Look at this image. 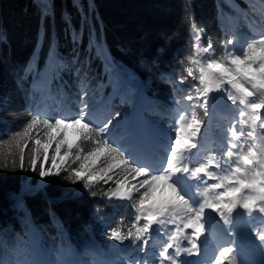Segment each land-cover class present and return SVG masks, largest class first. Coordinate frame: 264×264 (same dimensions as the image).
Segmentation results:
<instances>
[{"label":"trees","instance_id":"trees-1","mask_svg":"<svg viewBox=\"0 0 264 264\" xmlns=\"http://www.w3.org/2000/svg\"><path fill=\"white\" fill-rule=\"evenodd\" d=\"M245 1L0 0V141L23 129L43 94L61 85L70 92L81 75L96 93L105 88L116 98L124 89L132 105L143 91L164 109L172 99L184 102L195 83L179 82L195 52L190 22L221 49L218 7L236 12ZM27 169L0 176V239L25 237L23 228L34 226L46 244L56 249L68 238L86 255L112 230L127 232L131 207L108 200L114 185L73 182V167L45 178Z\"/></svg>","mask_w":264,"mask_h":264},{"label":"snow or ice","instance_id":"snow-or-ice-1","mask_svg":"<svg viewBox=\"0 0 264 264\" xmlns=\"http://www.w3.org/2000/svg\"><path fill=\"white\" fill-rule=\"evenodd\" d=\"M44 7L45 11H51L47 5ZM190 27L199 40L203 30L194 20ZM0 39L6 36L0 35ZM234 44L235 40L229 39L220 54H216L210 39L206 45H194V56L183 68L186 75L179 82L184 83L190 77L196 83L185 90L188 108L176 118L175 135L159 167L144 164L128 153L113 134L112 117L103 122L94 119L84 101L86 92L81 93V103L70 115L49 116L28 110L30 119L24 121L22 131L12 136L19 148L18 160L13 157L9 162L0 158V167L26 170L25 149L34 139L35 148L27 169L32 172L38 171L41 155L44 162L50 159L49 150L55 145L51 166L45 168L41 164L38 171L41 178L59 176L71 166L69 161L72 164L79 161L72 171L73 182L83 181L85 187L112 181L117 169L130 173L131 180L127 177L115 180L109 199L131 202L130 206L135 208V230L124 232L116 228L110 233L111 239L119 243L131 240L133 245L139 242L141 252H145L154 226L157 234H164L162 225L171 223L174 227L167 230L171 235L152 264H182L179 260L182 254L199 255V242L208 234L205 221L209 211L229 229L237 209L249 219L254 212L264 218V36L240 49L227 47ZM221 92L231 105L239 106L237 119L227 130L226 158L221 157L225 164L235 166L223 176L216 171L221 168L219 161L193 163L205 124L201 113L203 117L210 115L217 99L213 94ZM241 122L246 127L237 129L236 124ZM38 127L45 130V138H33L32 132ZM83 142H95L96 147L85 154ZM185 180L196 181L191 183V192L179 187V182ZM209 180L215 182L209 184ZM253 235L264 243V226L254 228ZM233 253L231 245L223 246L213 264H235Z\"/></svg>","mask_w":264,"mask_h":264},{"label":"rangeland","instance_id":"rangeland-1","mask_svg":"<svg viewBox=\"0 0 264 264\" xmlns=\"http://www.w3.org/2000/svg\"><path fill=\"white\" fill-rule=\"evenodd\" d=\"M261 1V0H259ZM250 9H256L259 13L262 14V7L257 5L255 1L248 0ZM220 10V23L222 25L223 31L227 34L225 39H234V45H227V47H235L237 49L242 48L249 42H254L257 40L258 32H263L260 37L264 36V29L260 25V22L264 20V16H259L257 18V13H252L253 16L247 14H233L227 11L225 8L220 6L218 8ZM250 10V12H251ZM235 21V22H234ZM237 23V25H236ZM202 35V33H201ZM202 45L203 42H201ZM226 47V46H225ZM213 48L216 54L223 53L225 48L216 50L214 44ZM205 55V54H204ZM207 57V54H206ZM75 76V75H74ZM77 77V76H76ZM83 76H80L79 79L75 81L73 89L75 92L72 94L71 99L64 96L61 100L57 97L55 92H49L43 97V105L39 113L41 115H49V116H57L59 114L70 115L77 110L78 105L81 103V93L86 92L87 95L84 97V101L89 105V110L92 113L94 119L97 122H103L106 118L112 117V125L114 126L113 134L119 142L128 149V153L132 155L134 158L143 163V157L137 156V149L134 148V142L136 137L143 138V147L147 149H151L153 151V156L159 153L162 156H166L165 149L171 144L172 138L175 135L174 126L177 123L176 118L182 111L187 110L188 103L185 102L184 105L176 104L175 107L168 111L169 114L167 116L159 115L157 112H153L154 103L150 100L148 105L144 107L142 112V107L137 108L135 113L130 111L128 113H120L111 110L108 101L111 99V96L106 93V91H101L98 94L90 88L89 82L86 80H81ZM77 82V83H76ZM63 89V87H62ZM217 99L214 107L211 109V113L208 117L201 116L202 119L205 120L204 127L202 129L200 139V148L197 150L196 158L193 163H196L201 157L206 156V160L214 159L223 163L221 157L226 158V137L229 135L228 129L233 125L235 120L237 119V108L239 106L231 105L230 101H227L224 93H214L213 94ZM120 101L126 96L123 92H121L118 96ZM139 110L141 112H139ZM141 113V116L138 117V114ZM115 114V115H113ZM230 117V120H229ZM128 122L127 125H122V122ZM137 122V125H136ZM130 124H134V128L130 127ZM237 129L240 127H246L243 123L236 124ZM23 130V129H22ZM21 130V131H22ZM135 132L134 139L132 138V132ZM259 131V130H258ZM13 134L12 136H14ZM12 136L6 140L0 141V158L6 159L9 162L13 157L18 160V152L19 148L15 141H12ZM33 138H45V130L38 127L32 132ZM85 154L96 147L95 142H83L81 145ZM247 148V145L244 146ZM35 148L34 139L28 142V146L25 149V158H26V167L30 166V157L33 155V149ZM55 145L52 146V149L49 150V160L51 161V157L54 155ZM139 151V149H138ZM155 152V154H154ZM121 156L124 153H120ZM158 158H154L155 160ZM235 160V158H233ZM43 156L41 155V160L37 162V169H40L41 164H43ZM198 161L197 163H199ZM145 163H149L148 161ZM157 164V163H156ZM70 167L76 168L79 165V161L75 164H72L69 161ZM227 165V164H226ZM18 169V167H17ZM16 169V170H17ZM16 170H12L11 167L3 168L0 167V176H10L14 174ZM212 171L213 169H209ZM127 177L131 180V175L128 172L122 171L120 169L116 170V173L113 175V180L109 181L111 185L115 186L116 179H123ZM143 179V178H138ZM116 200L115 198H113ZM112 200V199H111ZM122 202H129L126 200H121ZM131 203V202H130ZM240 209H237L239 211ZM135 213V209L133 210ZM134 215V214H133ZM260 216L261 214L258 212H254L253 216ZM236 216V215H235ZM129 218V222L126 224L129 226L128 230L131 228L133 231L134 222L132 221L133 216L127 215ZM141 224L143 221L140 222ZM263 225V224H262ZM171 223L167 225V228H170ZM127 230V231H128ZM25 233L27 238L24 240H20L19 236H12L11 243H8L6 240L0 241V264H9L12 262L14 264L17 259H20L21 262L19 264H29L27 258L36 259L39 257L38 255H34L35 250L38 246H40V252L45 257L42 260H49L51 264H60L59 261L62 259L63 253L67 254V260H71L69 257H76V259L80 260L82 264H103V259L99 254H104L101 250L100 243H96L92 252H89L86 256L81 254L74 246L69 244H61L55 249L50 245H45L41 240V233L36 228L25 229ZM171 235V233H170ZM128 241V240H126ZM41 242V243H40ZM8 243V244H7ZM109 243H111L109 241ZM7 244V245H6ZM36 245V246H35ZM105 248H108L109 252L114 250L117 257V262L123 259H130L131 253L135 252L140 253V243L137 242L133 245V242L130 240L129 242V251L127 255L122 254L119 250V246L112 244L111 246L107 243H104ZM154 247V244L149 240V244L147 248ZM38 248V247H37ZM171 252V250H170ZM104 256V255H103ZM107 257V256H104ZM131 262H135L132 260ZM69 263V262H68Z\"/></svg>","mask_w":264,"mask_h":264},{"label":"bare ground","instance_id":"bare-ground-1","mask_svg":"<svg viewBox=\"0 0 264 264\" xmlns=\"http://www.w3.org/2000/svg\"><path fill=\"white\" fill-rule=\"evenodd\" d=\"M205 57H206V54H205ZM138 108L140 109V107H138ZM139 112H141V111L139 110ZM140 116H141V113L138 114V117H140ZM134 135H135L134 133L131 134L133 139H134ZM143 141L144 140H143L142 137L138 136V137L135 138V142H134L135 146H134V148L137 149V156L138 157H140V156L143 157L144 156V158H143L144 159L143 160L144 164H147V165H150V166H153V167H159L161 161L164 158V156H162L159 153L157 154V156L156 155L153 156V151L151 149H147V148L143 147V145H142ZM138 149H139V151H138ZM154 154H155V152H154ZM146 156H148V157L145 158ZM156 157L158 158L159 162H158L157 159L154 161V158H156ZM147 161L149 163H145ZM191 183H189V182H187L185 180V181L179 182V187L182 190L191 192V190H192V184ZM189 184H190V186H189ZM247 220H251V219H249L243 212H239V214L233 220V223L231 225L233 228L236 225L241 226L240 229H239V232L237 234V240L235 241V244L233 246L231 245L232 247H235L236 249H238V246H241V249L244 248L243 244L248 239L251 240L252 242H256L257 239L255 237H253V229L263 226L262 224L257 223V220H256L255 222L252 223L251 226H249L247 228H243V226L248 223ZM205 223H206V227L208 229V234L205 237H202V238L204 239V242H205V249H207L210 252V260H207L204 264H208V263L209 264H213V262H214V260H215V258L217 256L218 251L223 246H228V244H227V242H225V241H223L221 239V235L224 233V231H222V229L218 228L215 225V222H214V220H213V218L211 216V211H209L207 213ZM256 245H258V243H256ZM186 246H187V241H186ZM35 248H36V250H35L34 255H38L39 256L35 260L37 262H41L42 258H45V257L41 254V252L39 251V249L37 247H35ZM192 256L193 255L182 254V257H184L186 260H190ZM69 258L72 259V260L68 261L67 260V254L63 253L62 259H61L60 262L63 263V264H74L73 261H74V259H76V257L70 256ZM114 259H115V256L112 254L109 258H105L104 264H115ZM42 261H44V260H42Z\"/></svg>","mask_w":264,"mask_h":264},{"label":"water","instance_id":"water-1","mask_svg":"<svg viewBox=\"0 0 264 264\" xmlns=\"http://www.w3.org/2000/svg\"><path fill=\"white\" fill-rule=\"evenodd\" d=\"M156 226H154V229H153V232H152V235H154L156 233ZM114 241V240H113ZM114 242H117V241H114Z\"/></svg>","mask_w":264,"mask_h":264}]
</instances>
